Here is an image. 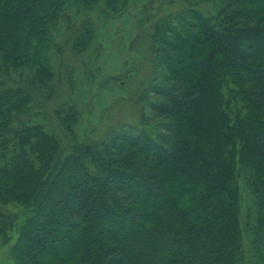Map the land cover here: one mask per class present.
Segmentation results:
<instances>
[{"label": "trees", "instance_id": "16d2710c", "mask_svg": "<svg viewBox=\"0 0 264 264\" xmlns=\"http://www.w3.org/2000/svg\"><path fill=\"white\" fill-rule=\"evenodd\" d=\"M225 1L157 50L169 82L151 106L177 125L172 145L125 126L78 142V110L61 103L63 153L31 115L54 77L31 59L67 10L123 0H0V239L15 233L16 264H242L248 230L264 250V0Z\"/></svg>", "mask_w": 264, "mask_h": 264}, {"label": "rangeland", "instance_id": "374dc122", "mask_svg": "<svg viewBox=\"0 0 264 264\" xmlns=\"http://www.w3.org/2000/svg\"><path fill=\"white\" fill-rule=\"evenodd\" d=\"M225 3V0H123L117 10L103 7L67 10L52 25L31 59L34 65L37 61L45 64L54 74L50 99L34 94L31 115L57 138L63 153L70 149L71 141L53 115L61 103L74 105L78 110L75 124L78 142L100 140L111 130L125 126L149 133L166 146L172 145L178 134L177 125L155 113L151 106L156 102L152 87L169 82L164 59L157 50L169 40L171 32L181 29L186 21L195 22L192 11L212 15ZM85 24L92 29L90 40L82 48L75 47ZM33 68L26 65L30 73ZM242 193L240 220L244 224L252 201L245 191ZM7 209L11 214L21 212L19 206L10 205ZM248 231L244 235L242 264H264V250H253V235ZM15 241V233L4 242L0 239V264H16ZM61 253L60 261L68 257L66 250ZM50 260L55 262L54 258Z\"/></svg>", "mask_w": 264, "mask_h": 264}]
</instances>
